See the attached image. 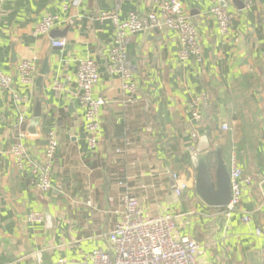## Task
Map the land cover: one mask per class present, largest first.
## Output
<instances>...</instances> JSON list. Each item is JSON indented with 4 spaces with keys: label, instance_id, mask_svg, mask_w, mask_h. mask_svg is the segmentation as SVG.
<instances>
[{
    "label": "crops",
    "instance_id": "crops-1",
    "mask_svg": "<svg viewBox=\"0 0 264 264\" xmlns=\"http://www.w3.org/2000/svg\"><path fill=\"white\" fill-rule=\"evenodd\" d=\"M159 1L0 0V69L20 98L0 94V264H58L61 258L65 264H89L95 249L108 247L123 192L139 200L145 216L172 214L175 235L199 243V264H264V0H250L248 7L243 0H181L198 31L202 61H181L178 35L170 29L135 33L127 47L132 93L109 70L114 26L98 16L114 12L124 19L130 11L158 10ZM216 5L233 15L225 33L210 14ZM47 14L59 23L48 35H35ZM62 38L63 47L52 46V39ZM82 57L95 61L93 95L105 100L95 149L85 139L75 81ZM23 59L34 62L36 79L46 70L33 89L19 80L16 66ZM202 92L208 99L194 123L187 102ZM37 102L40 118L32 126ZM50 129L59 140L53 188L40 192L8 149L20 140L39 159ZM204 142L212 175L219 147L228 168L233 152L243 175L251 177L229 218L194 189L190 152ZM170 171L188 181L181 196L172 193ZM31 211H42L43 221L29 222Z\"/></svg>",
    "mask_w": 264,
    "mask_h": 264
},
{
    "label": "built area",
    "instance_id": "built-area-1",
    "mask_svg": "<svg viewBox=\"0 0 264 264\" xmlns=\"http://www.w3.org/2000/svg\"><path fill=\"white\" fill-rule=\"evenodd\" d=\"M248 7L250 0H243ZM210 14L217 21L222 33L229 29L232 14L223 6L216 5L210 9ZM100 20L110 19L114 26V36L108 51L110 63L109 70L120 76L122 86L129 92H135L136 85L133 81L132 67L128 60V43L135 33L157 29H170L177 33L179 44V59L186 61L193 58L202 61V49L199 43L198 31L183 10L181 0H160L158 10L141 14L130 11L126 18L119 19L114 12H101ZM59 19L54 14L44 15L34 27L35 35H48ZM65 39H52L54 47H63ZM17 73L22 84L33 89L37 76V69L33 61L20 60L17 63ZM97 65L92 58L82 57L77 59L75 81L78 88V101L83 110L84 135L90 149H95L101 137L99 109L105 103L102 97H94L93 88L98 81ZM59 88V84L54 85ZM8 92L16 100L20 98L11 85L7 74L0 69V94ZM208 96L205 92L191 97L187 102V110L191 121L198 123L202 118V108ZM127 101H135L128 99ZM24 121L21 116L19 124ZM226 129V125L222 126ZM192 138L197 136L193 131ZM59 146L58 135L55 129H50L46 134L45 144L39 159H33L26 146L20 140L15 141L8 149L15 166L20 170H27L30 182L40 192L53 188L51 175L54 166L55 154ZM195 154V153H194ZM171 180V190L175 196H181L188 189V181L180 173L168 172ZM230 200L224 208L225 218H229L238 206L242 184H250L251 177L244 176L238 165L236 155L232 152L229 158ZM120 207L115 210L118 221L107 233L108 247L97 248L90 255L89 264H199L197 254L200 251L199 243L188 236L177 237L175 217L170 213L143 215L139 200L123 192L119 196ZM29 222H42V211H31L27 214ZM248 214L242 216L244 222L250 220ZM255 234L260 235V228L255 229ZM39 257V256H38ZM61 258L58 264H65Z\"/></svg>",
    "mask_w": 264,
    "mask_h": 264
},
{
    "label": "water",
    "instance_id": "water-1",
    "mask_svg": "<svg viewBox=\"0 0 264 264\" xmlns=\"http://www.w3.org/2000/svg\"><path fill=\"white\" fill-rule=\"evenodd\" d=\"M11 57L12 59L15 58L14 52H12ZM45 73L46 70H41V76L36 79L37 86H39L42 75ZM39 118L40 103L37 102L31 125L35 126ZM208 147V142H204L200 144L195 152H190L192 155L191 163L195 169L194 189L199 198L207 205L225 207L230 200L231 194L228 164L222 156L221 149L215 147L216 163L214 175H212L209 161L211 151Z\"/></svg>",
    "mask_w": 264,
    "mask_h": 264
}]
</instances>
